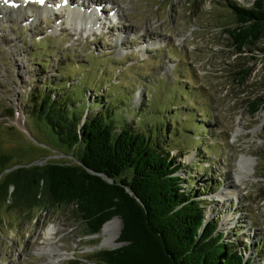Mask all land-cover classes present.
<instances>
[{
  "label": "rangeland",
  "instance_id": "374dc122",
  "mask_svg": "<svg viewBox=\"0 0 264 264\" xmlns=\"http://www.w3.org/2000/svg\"><path fill=\"white\" fill-rule=\"evenodd\" d=\"M253 1L68 0L66 10L55 9L59 0H51L37 16L26 12V3L9 16L0 7V154L9 155L4 166L74 161L43 121L26 117L28 95L42 87L53 93L59 83L79 108L107 110L118 128L131 126L169 146L165 151L183 166L185 189L205 193V223L216 220L224 242L244 259L264 264V104L250 112V102L264 98V40L234 55L224 32L235 25L227 5L250 7ZM72 7L92 19L74 21ZM247 69L249 78L234 77ZM242 156L254 173L236 184ZM18 213L0 208V264H73L121 246L108 241L116 221L88 236L71 208ZM49 227L57 228L50 247L41 240Z\"/></svg>",
  "mask_w": 264,
  "mask_h": 264
},
{
  "label": "trees",
  "instance_id": "16d2710c",
  "mask_svg": "<svg viewBox=\"0 0 264 264\" xmlns=\"http://www.w3.org/2000/svg\"><path fill=\"white\" fill-rule=\"evenodd\" d=\"M227 6L235 25L224 32L233 54L251 52L264 40V0H254L250 7ZM250 75L247 69L234 77L242 81ZM57 87L59 83L55 94L43 92L44 87L29 94L26 117L43 121L74 161L8 170L9 155L0 154V174L8 170L0 177L1 207L17 208L18 214L71 208L88 236L111 219L120 220V247L73 264H260L224 242L216 220L205 223L200 199L205 193L185 189L179 174L183 166L165 151L169 146L131 126L118 128L107 110L79 108ZM263 104L264 98L251 101L250 112Z\"/></svg>",
  "mask_w": 264,
  "mask_h": 264
},
{
  "label": "bare ground",
  "instance_id": "6f19581e",
  "mask_svg": "<svg viewBox=\"0 0 264 264\" xmlns=\"http://www.w3.org/2000/svg\"><path fill=\"white\" fill-rule=\"evenodd\" d=\"M5 1L0 0V7H3L4 11L6 10L5 14H7L8 16L11 15V14H17L20 11V9H22V6H19L20 3H26V5L24 6L26 12L27 13H32L34 16H37L38 14H41V13L45 12L46 8L47 7L49 8L50 4H51V3L49 4V2H45V5L43 7H41V6H39V1L40 0H28V1L21 0V1H18V6L16 7V9H13L11 7H7V3L11 2V1L12 2H16V0H11V1L7 0L6 3H5ZM65 1H68V0H59V4L57 3V5L55 6V9H58L61 6H64L66 8ZM36 3H38V4H36ZM2 4L5 5V6H2ZM120 8H118V9L116 8V10H118L117 13L121 15L123 13V11ZM67 9L68 8H66V10ZM75 10H76L75 7H72L71 10L68 11L69 12V16L73 17L74 21L76 19L80 20L83 17L86 18V19H90V18L92 19V15L91 14L86 16V15H82L83 13L81 11H79L80 9H78V11L77 10L75 11ZM100 10L101 9H99V10H97V8L95 9L96 13H99ZM50 12H55V10L54 11H50ZM0 13H2V11ZM75 16H76V18H74ZM96 16L97 15L95 14L94 15V19L92 20L94 26H95L94 23H97V19H98V17H96ZM117 41H120V38ZM252 132L254 133L255 131H252ZM253 173H254V167H248L247 166V159L245 158V156L240 157L238 162H237V170L235 172L236 184H237V182L243 183V181H245V180L247 181L248 179H250L253 176ZM217 196L222 199V197H224L223 192H220V194L218 193ZM113 221L117 222V226L115 228L114 233L110 236V240H108V241L111 242L110 246L117 247L120 244L118 242V240H117L118 237H119L120 225H121L119 219H113L112 221H109V222L105 223L101 230H102L103 233L106 232L108 227L110 226L111 222H113ZM56 232H57V228L49 227L42 234V237H41L42 244H45L46 246H49V247L51 245H53L54 242L52 241V238L56 235ZM35 241H33V242H35ZM40 250H42V249H40Z\"/></svg>",
  "mask_w": 264,
  "mask_h": 264
},
{
  "label": "water",
  "instance_id": "95a60500",
  "mask_svg": "<svg viewBox=\"0 0 264 264\" xmlns=\"http://www.w3.org/2000/svg\"><path fill=\"white\" fill-rule=\"evenodd\" d=\"M116 218V217H115ZM107 223V222H106Z\"/></svg>",
  "mask_w": 264,
  "mask_h": 264
}]
</instances>
